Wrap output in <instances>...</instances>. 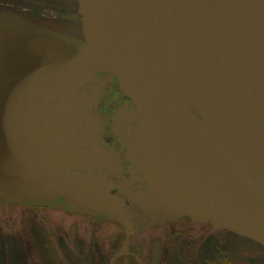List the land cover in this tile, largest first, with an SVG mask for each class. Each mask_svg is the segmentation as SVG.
<instances>
[{
    "label": "water",
    "instance_id": "water-1",
    "mask_svg": "<svg viewBox=\"0 0 264 264\" xmlns=\"http://www.w3.org/2000/svg\"><path fill=\"white\" fill-rule=\"evenodd\" d=\"M76 2L83 43L0 11V199L62 200L129 239L118 153L93 121L103 94L86 87L109 73L132 105L121 149L144 173L132 210L264 247V0Z\"/></svg>",
    "mask_w": 264,
    "mask_h": 264
},
{
    "label": "flooded vegetation",
    "instance_id": "flooded-vegetation-1",
    "mask_svg": "<svg viewBox=\"0 0 264 264\" xmlns=\"http://www.w3.org/2000/svg\"><path fill=\"white\" fill-rule=\"evenodd\" d=\"M0 11L12 12L84 42L82 18L78 14L76 0H0ZM63 58L72 56L69 54ZM92 86L100 88L103 94L98 110H93V121L102 128L106 145L118 153V164L108 180L115 182L118 189L113 193L120 196L131 211L133 233L127 240L128 234L122 225L102 215L73 211L62 201L49 206H35L0 199V264H164L158 262L159 251L168 248L171 252L186 253L191 247L189 241L171 244L172 235L189 237L191 226L185 233L176 229L171 234L166 225L177 221L154 223L144 218L139 210L131 209L127 195L142 188L141 179L144 178V173L137 166L132 171L120 144L124 127L120 124L118 128L119 112L127 108L129 116L131 100L122 93L118 80L109 73L98 74L94 82L87 84V90ZM187 221L193 223L189 219ZM163 234L168 238L163 243L158 242ZM206 262L264 264V251L257 248L220 251L214 262Z\"/></svg>",
    "mask_w": 264,
    "mask_h": 264
},
{
    "label": "rangeland",
    "instance_id": "rangeland-1",
    "mask_svg": "<svg viewBox=\"0 0 264 264\" xmlns=\"http://www.w3.org/2000/svg\"><path fill=\"white\" fill-rule=\"evenodd\" d=\"M169 224L166 225V230H170L171 234H174L176 229L185 233L188 227H192L189 237L172 235V245L178 241H189L192 245L186 253L171 252L168 248L159 251L158 262L164 264H207V260L214 262L220 251H239L256 246L246 238L226 230H214L207 224L190 223L187 219ZM166 238L168 237L163 234L157 240L163 243Z\"/></svg>",
    "mask_w": 264,
    "mask_h": 264
}]
</instances>
